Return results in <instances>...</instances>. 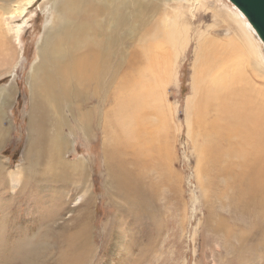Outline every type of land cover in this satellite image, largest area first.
Wrapping results in <instances>:
<instances>
[{
    "label": "rangeland",
    "instance_id": "374dc122",
    "mask_svg": "<svg viewBox=\"0 0 264 264\" xmlns=\"http://www.w3.org/2000/svg\"><path fill=\"white\" fill-rule=\"evenodd\" d=\"M198 2L199 0H190L189 3L197 10L201 7L202 10L194 14L203 17L200 19L196 17L192 24L185 23L187 28L185 35L181 33L180 28L183 29V26L180 23L181 19L179 21L180 15L186 16V12L183 13L184 8L170 3V6H167L170 10L168 14H156L152 17L158 20V24L161 20L166 21L169 29L171 22L175 24L177 31L181 33L178 38L185 37L186 40L175 57L173 74L165 83L159 82L154 86V90L158 91L160 98L165 99L170 110V119L167 117L168 121H165L168 129L165 125V130L161 133L164 134L163 140L166 139L165 144L169 141L172 148L170 146L164 148L165 145L162 147L166 166L162 165V156L151 152L148 157L152 161V168L143 169L137 174L138 179L147 189L149 198L147 205L152 206V209L143 210L141 214H136V210L128 208L127 198L115 190L116 186L112 183V179L111 199L108 194L106 195L104 188L108 178L101 151L102 145L107 149L109 143L102 132L105 117L103 119L101 115H103L102 111L110 108L112 110L115 107L113 95L118 94L121 89L122 84L119 85V79L123 74L111 85L110 106L100 109L97 116L100 115L101 119L98 123L97 119L92 120L88 142L82 140L76 113L71 115L66 110L59 113L52 112L49 127L44 133L49 138L54 131L62 136L66 144L63 156L67 163L74 165L80 157L83 158L84 163L87 164V174L93 194L92 204L86 175L80 177L79 187L82 188L78 190L75 179L67 169L49 170L55 162H52L53 151L48 145L41 150L39 164L33 162L31 165V162L23 157L30 139L27 124L30 114L32 68L37 60L36 48L40 45L41 35L44 29L52 26V24L46 25L51 4L41 9L43 0H35L26 13L25 17L28 21L18 41L13 42L7 37L2 43L0 42V87L16 92L14 102L13 96L10 104L0 102V159L4 160L2 162L7 165L5 167H8V171L20 170L14 181L1 177L0 170V264H23V261L21 263L18 261L19 252L27 244L35 243L39 238L42 241H39V244L43 243L46 246L44 249L39 248L42 252L47 251L42 258H36V254L33 253L25 254L26 264H36V259H41L37 264L58 262L62 264L59 260V252L64 253L67 249L73 248V244L67 248L65 238L77 232L78 221L84 209H90L91 212L89 245L92 251L88 254L75 249L72 254L66 256L68 261L64 264L78 263L74 260L78 253H82L87 258L81 264H264V178H255L256 169L253 167L239 168L225 167V165L220 167V165L206 164L203 158L206 154L193 147L188 136L186 102L192 96L194 70L196 72L199 69L195 63L201 42L200 35L207 30L215 39L230 37L227 36L230 35L227 30L220 26V19L214 15L213 8L216 11L220 9L228 11L232 9L231 3L228 0H210L204 6ZM9 20L10 18H7L6 22ZM147 20L149 21V17ZM14 23L21 24L20 21L12 22ZM133 28L139 32L145 29L138 28L134 23ZM216 32H220L219 36L215 34ZM237 33L240 32L237 30ZM140 37L141 34H137L135 40L125 47L131 49L137 39H142ZM234 61L237 62L238 59L235 58ZM259 63V67L253 71L248 70L250 66L245 69V65L244 71L240 68L242 64L237 67V71L232 69L231 65L228 66L229 69L224 68V70H234L238 74L241 69L242 74L239 72V78L243 77L256 87H262L264 62L259 60ZM130 72L131 69L128 74ZM148 73L149 70L146 73L141 72L142 76H147ZM135 78V76L128 77L126 80L131 83ZM195 87L203 89L198 85L197 80ZM75 105L78 104L75 103L73 107ZM94 106L98 107V104L84 103L82 108L94 109ZM128 122L130 121L123 124ZM113 127L111 126V132L114 130ZM118 131L122 133L119 136L125 142L139 135L131 131L123 133L121 128H118ZM124 141L122 143H125ZM112 144L111 141V149ZM208 158L213 163L217 153L209 155ZM147 164L145 158L143 165L146 167ZM155 171L166 172L167 186L163 183L159 185L161 176ZM223 172L227 174L223 175ZM255 188L258 189L257 194ZM84 190H87V193H84ZM88 199L89 206H82ZM128 209L131 216L127 213ZM115 216L119 219L117 223L121 227L119 230L113 221ZM257 224L260 228L255 231ZM250 234L249 243L246 235ZM240 246L246 249L252 246L254 250L240 251Z\"/></svg>",
    "mask_w": 264,
    "mask_h": 264
},
{
    "label": "bare ground",
    "instance_id": "6f19581e",
    "mask_svg": "<svg viewBox=\"0 0 264 264\" xmlns=\"http://www.w3.org/2000/svg\"><path fill=\"white\" fill-rule=\"evenodd\" d=\"M34 1L0 0L1 43L7 37L13 42L18 41L28 21L25 17L26 13ZM208 1L210 0H199L204 6ZM189 2L190 0H43L41 9L51 4L46 25L52 24V26L44 29L40 45L36 48L37 60L33 64L30 80V114L27 124L30 139L23 157L27 158L31 165L33 162L39 164L41 150L48 145L54 154L51 156L52 162H55L49 170L67 169L75 179L78 190L82 188V186L79 187L80 177L86 175L89 183V199L93 204L87 164L84 163L83 158L80 157L74 165L67 163L63 156L66 144L62 136L57 131H54L50 138L44 133L49 127L52 112L59 113L66 110L71 115L76 113L80 131L83 134H81L82 140L88 142L87 137L92 127V120L97 119L98 123L103 116L105 122L102 132L109 143L107 149L102 145L101 151L108 178L107 185L104 187L106 195L108 194L111 199L112 179V183L116 186L115 190L127 198L131 207L128 206L129 209L136 210V214L152 209V206L147 205L149 200L147 189L144 188L137 174L143 169L152 168V161L148 157L151 152L162 156V165L166 166L162 147L165 145L164 148L169 146L172 148L169 141L165 144L166 139L163 140L164 134L161 133L165 130L170 110L165 99L158 96L154 86L159 82L165 83L173 74L175 57L186 40L185 37L178 38L181 33L185 35L187 31L185 23L192 24L196 17H199L197 19L203 17L194 14L202 8L197 10ZM169 4L184 8L183 13L186 12V16H179L183 26V29L180 28L181 33L172 22L169 29L166 21L161 20L158 24L157 19H152L156 14H168ZM231 8L232 11L222 9L216 11L213 8L214 15L220 19V22L218 21L220 26L230 34L227 35L230 36L229 38L215 39L207 30L200 35L201 42H199L195 63L199 69L196 72L194 70L192 96L186 102V128L191 145L206 154L203 157L206 164L220 165V167L222 165L239 168L253 167L256 169L255 178H264V86L256 87L255 84L249 83L250 80H245L242 76L239 78L241 69L238 74L236 73L237 67L241 64L243 66L240 68L243 70L244 65L245 69L250 66L248 70L251 71L259 67V60L264 62V45L245 17L232 4ZM7 18H10L8 22H6ZM17 21L21 24H12ZM133 23L138 28H145L144 31L139 32L134 29ZM234 28H237L240 33H237ZM137 34H141L140 38L143 40L137 39L131 49L125 47L135 40ZM215 34L219 36L220 32ZM214 54L218 55L214 57ZM236 54L240 56V59L236 57ZM235 58L242 63L235 62ZM230 65L236 71L224 70V68L229 69ZM130 69L131 72L128 74ZM147 70H149L148 75L142 76L141 72L146 73ZM121 74H123L122 77ZM119 76L121 77L119 85L122 84V86L118 94L113 95L115 107L112 110L106 109L102 111L103 115L97 116L101 108L110 106L111 85L118 80ZM133 76L136 77L134 81L127 82L126 79ZM243 76H245L244 73ZM145 77L148 79H144ZM196 80L203 89L195 87ZM15 93L14 90L0 87V102L10 104L12 96L14 102ZM93 102H96L98 107L94 106V109L87 110L82 108L84 103ZM75 103L78 105L73 107ZM126 121L130 122L123 124ZM111 126L114 128L112 132ZM166 127L168 129L167 125ZM118 128H121L123 133L131 131L139 135L125 142L119 136L122 133L117 132ZM71 147L72 142L70 149ZM216 153L217 158L212 163L208 157ZM145 158L148 162L146 167L143 165ZM2 161L4 160L0 159L1 177L14 181L20 174V170L8 171V167H5L7 165ZM158 165L161 168L160 162ZM155 172H159L161 176L159 185L163 183L167 186L166 172ZM254 191L257 194L258 189ZM84 193H87V190H84ZM89 199L82 206H89ZM129 209L127 213L130 214ZM84 210L78 221L77 232L65 238L67 248L72 244L73 248L67 249L64 253L59 252V260L62 264L68 261L66 256L72 254L75 249L88 254L92 251L89 245L91 212L90 209ZM150 217L152 218L153 215ZM115 218L113 221L119 230L121 229L117 224L119 219ZM104 226L106 227V224ZM259 226V224L255 226V231L259 230ZM246 237L249 238L247 242L250 243L251 234ZM56 239L58 240L57 236ZM116 239L120 238L116 237ZM39 241H41L40 238L35 243L27 244L19 252L20 263L23 261V264H26L24 259L27 253H33L36 254V258H42L47 250L42 252L41 249L46 246L43 243L39 244ZM244 250L253 251L254 249L252 246L248 249L242 246L240 251ZM84 259L87 258L82 253L74 257V260L80 264L85 262ZM39 260L41 259H36V264Z\"/></svg>",
    "mask_w": 264,
    "mask_h": 264
},
{
    "label": "water",
    "instance_id": "95a60500",
    "mask_svg": "<svg viewBox=\"0 0 264 264\" xmlns=\"http://www.w3.org/2000/svg\"><path fill=\"white\" fill-rule=\"evenodd\" d=\"M248 21L264 45V0H228Z\"/></svg>",
    "mask_w": 264,
    "mask_h": 264
}]
</instances>
